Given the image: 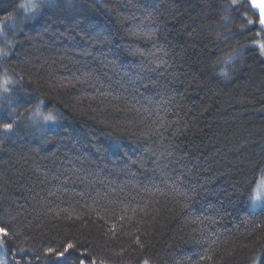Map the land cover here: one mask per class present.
Segmentation results:
<instances>
[{
	"label": "trees",
	"instance_id": "trees-1",
	"mask_svg": "<svg viewBox=\"0 0 264 264\" xmlns=\"http://www.w3.org/2000/svg\"><path fill=\"white\" fill-rule=\"evenodd\" d=\"M22 2L0 0V226L19 234L0 260L264 264L258 17L231 0Z\"/></svg>",
	"mask_w": 264,
	"mask_h": 264
},
{
	"label": "snow or ice",
	"instance_id": "snow-or-ice-1",
	"mask_svg": "<svg viewBox=\"0 0 264 264\" xmlns=\"http://www.w3.org/2000/svg\"><path fill=\"white\" fill-rule=\"evenodd\" d=\"M39 5L34 2V0H27V3H21L19 4V8L23 9L24 11H28L29 9H34L38 7ZM233 6H238L239 8H244L245 13L244 15L250 14L251 16H256L258 13L259 17V24L261 26V29H264V0H231V3L227 6L228 9H232ZM250 6V7H249ZM227 10V9H226ZM14 17L12 14L5 15L3 17V20H0V31H3V26L9 22L12 21ZM254 23L253 19L247 18V24L242 25L241 27V33L243 31L247 30V25H252ZM260 52L261 55H264V44H260ZM235 51V50H234ZM231 58V54H229L228 57H225V60H228ZM13 84V81L10 79H3L0 80V105H3L4 103H10L12 97L10 96V88L9 85ZM39 106H37V109L33 112V117H39L44 122H51L54 121V116L52 114H44L38 110ZM12 112H15V109H12ZM11 115V113H10ZM32 117H30L31 119ZM13 122H0V130H2L5 133L10 132L13 129ZM258 189L264 190V180L258 181ZM251 200L255 203H261L264 202V194L260 190L255 191V194L251 196ZM18 233L12 232V230L9 227L0 226V248L4 247V238H13L14 236H18ZM74 248V245L71 243H67L63 246V251H56L55 252V258L57 260L65 258L66 254L69 253ZM19 252L24 253L26 250L23 247H20L18 249ZM30 251V249H29ZM54 249L48 248L46 249V255L53 253ZM24 257L21 256L20 260H17V264H20V261L23 260ZM203 259V257H202ZM257 258H254L251 261V264H257ZM0 264H3L2 261H0ZM79 264H85V260L81 259ZM90 264H95L94 261L90 262ZM143 264H148V261L145 260Z\"/></svg>",
	"mask_w": 264,
	"mask_h": 264
},
{
	"label": "rangeland",
	"instance_id": "rangeland-1",
	"mask_svg": "<svg viewBox=\"0 0 264 264\" xmlns=\"http://www.w3.org/2000/svg\"><path fill=\"white\" fill-rule=\"evenodd\" d=\"M54 1L55 0H34V2H36L38 5L39 4H43L45 2H47V3H53ZM22 3H27V0H23ZM25 12L34 13L35 12V8L34 9H29L28 11H25ZM261 180H264V170H263V172H262V174H261V176H260V178H259L258 181H261ZM257 190H260L262 192V194H264V190L258 189V183L256 184V187L254 189L253 195L255 194V191H257ZM262 203L263 202H261V203H255V202H253L251 200L250 201V208L253 209V210H255V209L259 208L262 205ZM0 261L3 262V260H0Z\"/></svg>",
	"mask_w": 264,
	"mask_h": 264
},
{
	"label": "water",
	"instance_id": "water-1",
	"mask_svg": "<svg viewBox=\"0 0 264 264\" xmlns=\"http://www.w3.org/2000/svg\"><path fill=\"white\" fill-rule=\"evenodd\" d=\"M256 16L258 17V13H257ZM258 20H259V17H258ZM258 27H259V29H260L262 32H264V29H261V26H260L259 22H258Z\"/></svg>",
	"mask_w": 264,
	"mask_h": 264
}]
</instances>
